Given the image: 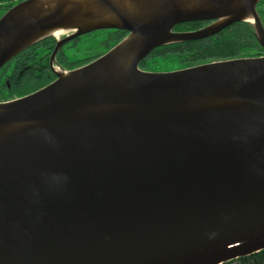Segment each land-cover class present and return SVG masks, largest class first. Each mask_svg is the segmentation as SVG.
<instances>
[{
	"label": "water",
	"instance_id": "obj_1",
	"mask_svg": "<svg viewBox=\"0 0 264 264\" xmlns=\"http://www.w3.org/2000/svg\"><path fill=\"white\" fill-rule=\"evenodd\" d=\"M36 1L1 16L0 69L47 38L56 40L53 60L83 34L128 35L0 103V264H225L264 251V56L138 68L156 48L213 36L247 15L264 51L260 0H127L132 14L92 0L116 23L86 25L91 15L74 5L41 12ZM60 28L71 35H44Z\"/></svg>",
	"mask_w": 264,
	"mask_h": 264
},
{
	"label": "trees",
	"instance_id": "obj_2",
	"mask_svg": "<svg viewBox=\"0 0 264 264\" xmlns=\"http://www.w3.org/2000/svg\"><path fill=\"white\" fill-rule=\"evenodd\" d=\"M120 33L123 34L115 36V41L108 47V50L115 46L123 38L125 32L121 31ZM36 44L38 46L33 48ZM36 44L19 53L5 65V70L8 71L11 67L12 69L10 74H7L8 76H4L6 71L3 72L0 75V79H2L1 81L7 80L10 87L2 85L0 88V102L28 95L29 91L22 90L23 86L29 81V78L39 80L40 82L36 85L37 87L34 90L40 89L49 81L51 83L53 80V78H48L46 80L44 77L40 79L41 76H39L40 78H33V76H35L34 69L36 65L46 67L47 59L44 58V53L46 51V46L52 45L45 39L44 41L42 40ZM39 47L43 54L41 52H37ZM50 50L51 47L47 49V52H50ZM262 51L263 50L258 44L252 26L247 23H236L213 36L201 40L162 46L154 50L147 59L150 57L160 58L167 55H176L177 57L182 58V61H179L181 62V65L190 68L215 61L259 57V53ZM147 59L144 60L142 67H144ZM27 66L28 68L26 69L25 67ZM19 73L22 74L20 75ZM13 81L15 82L13 83ZM234 262H237L238 264H264V251L248 257L239 258L225 264H231Z\"/></svg>",
	"mask_w": 264,
	"mask_h": 264
},
{
	"label": "flooded vegetation",
	"instance_id": "obj_3",
	"mask_svg": "<svg viewBox=\"0 0 264 264\" xmlns=\"http://www.w3.org/2000/svg\"><path fill=\"white\" fill-rule=\"evenodd\" d=\"M23 1H25V0H1L0 1V18H1V16L2 15H4L9 9H11L12 7H14L15 5H17V4H19V3H21V2H23ZM255 11H256V13H257V16H258V18H259V20H260V22H261V24H262V27H263V29H264V0H260L257 4H256V7H255ZM212 23V21H207V20H205V21H197V22H190V23H184V24H180V25H177V26H175L173 29H172V32L173 33H188V32H194V31H197V30H199V29H201V28H203V27H206V26H208V25H210ZM253 28V27H252ZM254 30V29H253ZM100 31H108L109 33H110V37H113V35L114 36H117V35H120V34H123V33H120L121 31L120 30H99V31H94V32H90V33H86V34H83V35H81V36H78V37H76V38H74V39H71L70 41H67L66 43H64L63 45H61L60 47H59V49L56 51V53L54 54V57H53V60H51V57H52V55H53V53H54V51H55V48H56V40L54 39V38H47V39H45V40H47L48 41V43H51L52 45H50V46H46V51H45V53H44V55H45V57L44 58H46L47 59V62H46V67L45 66H41V65H36V67H35V69H34V74H35V76H33L34 78H40L39 76H41V78L40 79H42V77H44V79H48V78H53V80L52 81H54L55 79H56V76H55V74L52 72V70L51 69H61V68H63V69H66V70H68V71H70V70H74V69H76V68H78V67H80V66H83V65H85V64H82V65H79V66H77V67H72V68H67L68 66H66L67 64L65 63V60L63 59V57H62V55H64V53L63 52H61L62 50H63V48L64 47H66L69 43H74L76 40H79V39H81L82 37H85V36H89V35H92V34H94V33H96V32H100ZM122 32H124V31H122ZM255 32V31H254ZM71 35V33L69 32L68 34H65V35H63V36H61L59 39H63V38H65V37H68V36H70ZM128 35V33L127 32H125V34L123 35V38H125L126 36ZM122 38V39H123ZM121 39V40H122ZM120 40V41H121ZM44 41V40H43ZM119 41V42H120ZM118 42V43H119ZM39 43V42H38ZM117 43V44H118ZM35 45V44H34ZM33 46V45H32ZM38 45L36 44L35 46H33V48L34 47H37ZM51 47V50H50V52H47V49H49ZM156 49H158V48H156ZM155 49V50H156ZM108 51V50H107ZM106 51V52H107ZM37 52H41L42 54H43V52L41 51V49H40V47L38 48V51ZM106 52H104V53H106ZM153 52V51H152ZM151 52V53H152ZM49 53V54H48ZM151 53L145 58V59H147L150 55H151ZM47 55H48V57H47ZM259 55L260 56H264V51H262V52H260L259 53ZM101 55H99V57H100ZM95 59V58H94ZM94 59H92V60H94ZM144 59V60H145ZM91 60V61H92ZM144 60H142L140 63H139V65H138V68L141 70V71H144V72H150V71H147V70H145V69H143L142 68V65H143V61ZM52 61V62H51ZM44 62H45V60H44ZM90 62V61H89ZM51 63V64H50ZM69 66H71V65H69ZM26 69L28 68V66L27 67H25ZM46 68V69H45ZM6 69V66L4 65L1 69H0V75L3 73V72H5V74H4V76H6L7 74L9 75L10 74V71H11V69H12V67L7 71V70H5ZM152 73H154V72H152ZM20 75L22 74V73H19ZM7 75V76H8ZM2 79H0V88L2 87V85H5V87H10L9 86V82L7 81V80H5V81H1ZM16 81V80H15ZM15 81H13V83L15 82ZM51 81V82H52ZM48 84H50V81L46 84V85H48ZM45 85V86H46ZM45 86H43V87H45ZM43 87H41V88H43ZM39 90V89H38ZM35 91H37V90H33V91H30V92H28V94H31V93H33V92H35ZM17 99V98H16ZM10 101V100H9ZM5 102H7V101H5ZM0 103H2V102H0Z\"/></svg>",
	"mask_w": 264,
	"mask_h": 264
},
{
	"label": "rangeland",
	"instance_id": "obj_4",
	"mask_svg": "<svg viewBox=\"0 0 264 264\" xmlns=\"http://www.w3.org/2000/svg\"><path fill=\"white\" fill-rule=\"evenodd\" d=\"M108 31L96 32L92 35L82 37L76 40L74 43H69L63 48L61 52L67 68L77 67L82 64H86L92 59H96L99 55H103L108 50V47L115 41V36H109ZM182 58L176 55H167L165 57H150L145 62L143 69L150 72H173L180 69H186L184 65H181ZM144 62V61H143ZM71 65V66H69ZM143 66V65H142ZM63 69V68H61ZM68 71L66 69H63ZM34 78V77H33ZM39 80L29 78V81L23 86L22 91H33L39 84ZM14 100V99H13ZM231 264H238L237 262Z\"/></svg>",
	"mask_w": 264,
	"mask_h": 264
},
{
	"label": "bare ground",
	"instance_id": "obj_5",
	"mask_svg": "<svg viewBox=\"0 0 264 264\" xmlns=\"http://www.w3.org/2000/svg\"><path fill=\"white\" fill-rule=\"evenodd\" d=\"M113 3H115L116 5H119V7L121 9H123V11H125L128 14H132V10H130L131 8L129 7L130 2H128L127 0H112ZM58 4H66L65 5V9L70 8L72 5L75 6V11L77 10L78 12H82L80 14H90L91 17L86 19V20H80V24L81 25H86L89 23H116V19L114 18V16H112L110 13H108L106 10L98 7L92 0H37L33 5L32 8H37L39 9L41 12L43 11H47V10H51L53 9V7H55V5ZM247 23H251L252 19L249 15L245 16L243 18ZM68 34V32L66 33L65 30H63V28L60 29H54L50 32H47L44 35H51L54 36L55 38L59 39L61 36ZM136 41V38L134 37H130L127 40H125L119 47V59H118V63L120 65V70H123L128 61H129V56L125 54V50L126 47L129 46V48L133 45L132 42ZM56 71L58 73H60V69H56ZM62 75L65 77L67 74L62 73ZM202 105H205V103H203ZM213 105H208L206 104V106L204 107H212ZM16 126V125H14ZM15 129H13V127H9L6 128L5 130H3L5 133L14 131Z\"/></svg>",
	"mask_w": 264,
	"mask_h": 264
}]
</instances>
